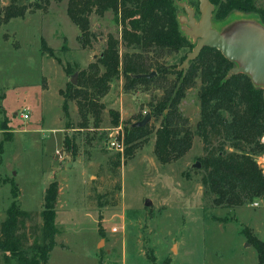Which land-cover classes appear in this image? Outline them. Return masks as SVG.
Wrapping results in <instances>:
<instances>
[{
  "label": "rangeland",
  "instance_id": "374dc122",
  "mask_svg": "<svg viewBox=\"0 0 264 264\" xmlns=\"http://www.w3.org/2000/svg\"><path fill=\"white\" fill-rule=\"evenodd\" d=\"M9 2L0 0V5ZM181 2L195 10L198 21V1L174 0L179 17L187 14ZM255 4L262 8L264 0ZM66 5L67 0H50L45 10L32 6L24 18L0 24V223L11 201L12 182L20 208L33 212L21 222L24 243L39 241L44 189L56 180L58 233L46 264H99L100 260L101 264H260L242 228L248 227L264 240V198L241 206H216L213 194L206 193L201 183L204 151L195 130L199 78L179 104L192 130L191 148L165 164L154 153V129L160 120L150 113L162 86L150 82L125 92L124 79H113L106 95L99 98L103 109L97 122L90 111L82 119L76 100L68 102V117L62 110L60 90L76 76L66 74L64 66L87 69L105 48L108 35L118 38L121 56L141 52L150 71L159 64L179 66L190 49L145 52L126 47L111 10L103 15L91 13L93 35L83 47ZM260 19L255 11L234 9L225 19L212 16L211 20L214 28L222 30L236 20L264 26ZM42 37L53 54L41 51ZM167 77L174 79L175 74L169 72ZM146 114L150 118L144 126L150 132L137 141L130 156L123 155L124 145L122 151L110 145L114 136L121 142L125 126ZM57 150L65 151L64 156ZM197 162L199 167L194 165ZM147 199L149 205H145ZM0 264L18 262L0 252Z\"/></svg>",
  "mask_w": 264,
  "mask_h": 264
},
{
  "label": "trees",
  "instance_id": "16d2710c",
  "mask_svg": "<svg viewBox=\"0 0 264 264\" xmlns=\"http://www.w3.org/2000/svg\"><path fill=\"white\" fill-rule=\"evenodd\" d=\"M32 1L30 5L21 0H10L7 5H0V24L24 17L32 11L28 10L32 6L45 10L50 2ZM209 1L216 6L214 15L212 13L216 20L225 19L232 10L238 9L255 11L264 22V6L258 8L256 0ZM176 6L174 0H67L66 14L78 27L83 47L89 45L93 35L89 20L91 13L103 15L111 10L121 26L120 39L126 47L145 52L152 49L170 52L186 48L191 50L195 43L181 29ZM118 44V38L108 35L105 48L95 61L88 64L87 69L68 64L64 66L66 74H76V83L68 81L65 90H60L65 117L69 116V100H76L82 119L85 121L90 111L97 122L103 109L99 98L106 95L115 78L124 79L125 92L134 91L140 84L154 82L163 88L150 111L160 120L154 129V153L161 163H169L191 148L192 130L179 104L186 90L199 78V119L195 130L203 143L201 183L204 191L213 194L214 205L222 207L241 206L256 197L264 198V173L255 161L256 155L264 153V143L260 141L264 135L263 88L255 85L245 73L227 77L235 63L227 60L219 50L208 46L201 49L187 68L159 64L152 78L136 77L137 74L152 72L148 69L149 65L144 63L141 52L121 56ZM41 51L50 55L54 53L43 37ZM182 57L185 59L186 54ZM169 72L175 74L174 79H168ZM110 113L113 115L114 112L110 110ZM5 123L2 124L4 131L7 129ZM114 123L117 124L118 120ZM149 132L147 125L136 127L127 124L122 140L123 155L130 156L137 141ZM10 194L6 217L0 223V252L4 258H15L18 264H46L56 245L55 236L58 233L54 223L58 182L52 180L44 189L40 240L34 239L28 246L24 243V232L20 234L19 231L22 220L32 216L33 212L20 208L18 189L12 182ZM242 232L255 248L258 262L263 264L264 240L252 234L248 227H243ZM101 234L103 236L102 230Z\"/></svg>",
  "mask_w": 264,
  "mask_h": 264
},
{
  "label": "water",
  "instance_id": "95a60500",
  "mask_svg": "<svg viewBox=\"0 0 264 264\" xmlns=\"http://www.w3.org/2000/svg\"><path fill=\"white\" fill-rule=\"evenodd\" d=\"M200 18L197 21L194 17L195 10L185 2L180 4L184 7L186 16L179 17L180 22L186 25L181 26L184 33L193 39L195 43L192 49L186 52V57L178 66V69L187 68L189 62L196 58L201 49L205 46L215 48L229 61L235 65L229 70L227 77L231 74H248L252 82L263 88L264 97V26L259 22L236 20L228 24L222 30L212 26V11L214 5L209 0H197ZM156 72L137 74L136 77L150 78ZM76 83V76L71 78ZM150 118L146 114L141 120L133 123V126L142 127ZM199 167L197 162L194 164ZM149 199L145 205H149Z\"/></svg>",
  "mask_w": 264,
  "mask_h": 264
},
{
  "label": "built area",
  "instance_id": "2783aa9c",
  "mask_svg": "<svg viewBox=\"0 0 264 264\" xmlns=\"http://www.w3.org/2000/svg\"><path fill=\"white\" fill-rule=\"evenodd\" d=\"M23 118H28V114H22ZM116 134V132L114 133V135ZM260 141L262 143H264V135H262V137L260 138ZM110 145L111 146H115L117 149H119L120 151H122V146H123V142L121 140V142L117 141V138L114 136L112 137L111 141H110ZM57 154H59L60 157H63L65 154V151H60L57 150L56 151ZM255 161L258 164L259 168L262 170V172L264 173V153L258 154L255 156Z\"/></svg>",
  "mask_w": 264,
  "mask_h": 264
},
{
  "label": "crops",
  "instance_id": "0c3cea01",
  "mask_svg": "<svg viewBox=\"0 0 264 264\" xmlns=\"http://www.w3.org/2000/svg\"><path fill=\"white\" fill-rule=\"evenodd\" d=\"M25 16H26V14H25ZM25 16H24V17H25ZM24 17H22V18H24ZM8 22H9V21H8ZM28 117H29V115H28Z\"/></svg>",
  "mask_w": 264,
  "mask_h": 264
}]
</instances>
